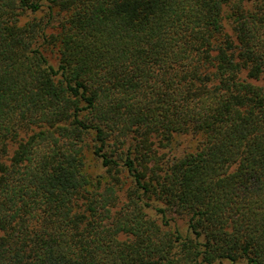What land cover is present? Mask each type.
<instances>
[{
	"label": "trees",
	"instance_id": "1",
	"mask_svg": "<svg viewBox=\"0 0 264 264\" xmlns=\"http://www.w3.org/2000/svg\"><path fill=\"white\" fill-rule=\"evenodd\" d=\"M242 262L264 264V0H0V264Z\"/></svg>",
	"mask_w": 264,
	"mask_h": 264
},
{
	"label": "rangeland",
	"instance_id": "2",
	"mask_svg": "<svg viewBox=\"0 0 264 264\" xmlns=\"http://www.w3.org/2000/svg\"><path fill=\"white\" fill-rule=\"evenodd\" d=\"M44 54L46 56V58L49 60V62L53 65H56L57 63V56H56V53L51 50V49H46L44 51ZM194 146V141L191 140L190 138H183L181 139V143L179 144L178 147L175 148V152L176 154H181L182 152L184 151H188V150H191ZM91 171L93 173L96 172V169H91ZM177 224L179 226L180 229H184L185 225H184V221L183 220H178L177 219ZM240 264H244L243 262L240 263Z\"/></svg>",
	"mask_w": 264,
	"mask_h": 264
}]
</instances>
